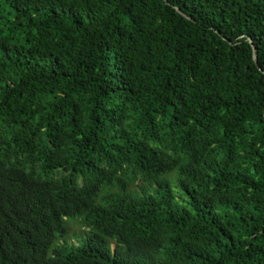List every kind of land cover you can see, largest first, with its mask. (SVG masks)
Instances as JSON below:
<instances>
[{
    "label": "trees",
    "instance_id": "trees-1",
    "mask_svg": "<svg viewBox=\"0 0 264 264\" xmlns=\"http://www.w3.org/2000/svg\"><path fill=\"white\" fill-rule=\"evenodd\" d=\"M0 264H264V0H0Z\"/></svg>",
    "mask_w": 264,
    "mask_h": 264
},
{
    "label": "rangeland",
    "instance_id": "rangeland-1",
    "mask_svg": "<svg viewBox=\"0 0 264 264\" xmlns=\"http://www.w3.org/2000/svg\"><path fill=\"white\" fill-rule=\"evenodd\" d=\"M79 225L77 224V223H72V228H71V230H73L74 228H76V229H78L77 231H80V229H79V227H78ZM74 239H72V241H73ZM73 242H75V240L73 241Z\"/></svg>",
    "mask_w": 264,
    "mask_h": 264
},
{
    "label": "water",
    "instance_id": "water-1",
    "mask_svg": "<svg viewBox=\"0 0 264 264\" xmlns=\"http://www.w3.org/2000/svg\"><path fill=\"white\" fill-rule=\"evenodd\" d=\"M184 14V13H183ZM185 15V14H184ZM254 59H255V61H256V63H257V58L256 57H254Z\"/></svg>",
    "mask_w": 264,
    "mask_h": 264
}]
</instances>
